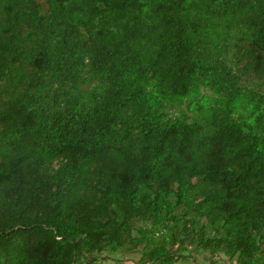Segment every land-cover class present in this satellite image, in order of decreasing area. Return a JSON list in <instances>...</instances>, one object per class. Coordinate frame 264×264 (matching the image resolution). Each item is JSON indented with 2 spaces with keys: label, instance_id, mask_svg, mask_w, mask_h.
I'll use <instances>...</instances> for the list:
<instances>
[{
  "label": "trees",
  "instance_id": "1",
  "mask_svg": "<svg viewBox=\"0 0 264 264\" xmlns=\"http://www.w3.org/2000/svg\"><path fill=\"white\" fill-rule=\"evenodd\" d=\"M194 219L211 256L264 264V0H0V264H97Z\"/></svg>",
  "mask_w": 264,
  "mask_h": 264
},
{
  "label": "rangeland",
  "instance_id": "2",
  "mask_svg": "<svg viewBox=\"0 0 264 264\" xmlns=\"http://www.w3.org/2000/svg\"><path fill=\"white\" fill-rule=\"evenodd\" d=\"M181 110L186 113L184 107L182 109H168L171 116L178 114ZM193 222L195 226L191 230L190 237L182 241L179 240L180 235H175L179 227L171 224L154 228L149 225H142V228L147 232V244L141 247L138 253H130L121 249L111 255L105 253L96 255L95 258L100 259L97 264H144L145 260L142 258V254L158 245H163L170 254L174 255L172 257L173 264H239L235 258H229L224 254L211 256L208 250L203 249L195 238L201 223L198 219H194ZM205 237L212 238L214 235L207 232Z\"/></svg>",
  "mask_w": 264,
  "mask_h": 264
}]
</instances>
